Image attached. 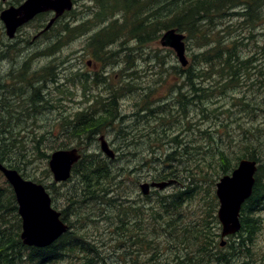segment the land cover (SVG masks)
Here are the masks:
<instances>
[{
  "label": "trees",
  "instance_id": "16d2710c",
  "mask_svg": "<svg viewBox=\"0 0 264 264\" xmlns=\"http://www.w3.org/2000/svg\"><path fill=\"white\" fill-rule=\"evenodd\" d=\"M96 1L102 12L97 18L77 27L65 25L67 43L106 25L89 35L86 47L103 66L124 64L129 73L123 70L121 74L129 80L121 83L108 78V83L91 72L74 71L72 79L77 76L84 91L100 89L105 94L82 111L60 117L58 131L37 129L45 109L59 108L52 99L36 95L37 90L45 92L43 84L35 89L27 108L6 107L8 118H25L30 131L19 141V133L4 126L3 133L13 140L16 137L11 146L0 139V162L5 166L23 172L35 160L48 163L55 151L74 148L82 158L66 183L45 186L53 199L60 196L63 200L61 217L69 225V231L46 248L22 243L15 194L10 186L0 188V264H114L112 260L117 264H254L260 256L256 239L261 221L252 213L264 204V0ZM232 17L237 19L235 25L225 21ZM171 30L186 36L192 51L186 67L166 47L145 51ZM109 45L122 49L109 50ZM166 51L171 58L162 53ZM138 58L155 69L150 76L153 84L146 87L131 80L140 79L134 67ZM51 67L54 69L53 62ZM14 85L12 91L22 89ZM122 98L134 101L130 119L134 113L145 115L146 125L130 122L126 129L121 127L118 121L124 123L129 117L120 108ZM109 131L132 135L129 144L135 148L136 139L145 135L142 148L146 147V153L138 164L140 170L132 171L136 174H130L117 155L110 159L96 151L87 152ZM239 134L242 139L237 141ZM231 141L237 148L227 147ZM124 146L128 152L134 148ZM243 159L258 164L253 194L242 207L241 230L221 247L216 186ZM143 171L149 173L147 179L140 178ZM43 173L50 175L49 169ZM128 179H133L129 188ZM31 180L41 183L35 177ZM145 183L168 186L152 189L145 196L141 192ZM134 188L135 199L129 195ZM87 209L90 217L84 219L80 213ZM94 209L98 213H91ZM105 221L109 239H103V233L96 240L88 232L80 233L88 225L98 227L99 232ZM104 246L113 250L112 259L105 255ZM180 246L186 255H181Z\"/></svg>",
  "mask_w": 264,
  "mask_h": 264
},
{
  "label": "rangeland",
  "instance_id": "374dc122",
  "mask_svg": "<svg viewBox=\"0 0 264 264\" xmlns=\"http://www.w3.org/2000/svg\"><path fill=\"white\" fill-rule=\"evenodd\" d=\"M25 1L26 0H5V1L0 0V15H1L2 11H4L5 9L10 8L12 6L13 7H19ZM99 10H100L99 5H97L96 0H75L74 9L70 13H68V15L66 16L65 25L73 23V25H75V27H77V26L81 25L84 21L91 20L93 18H97V14H99V12H100ZM100 13H102V12H100ZM52 19L47 18V16H44L41 19L36 17L32 21H30L29 23L22 26L21 27L22 29L20 28V30L18 31V34H21L20 36H22V38L20 39V43L21 42L22 43L21 44L18 43L19 44L18 50H19V52H21V50L24 48L25 49L30 48L31 51L23 52L22 53V54H24L23 57L21 56V54H19L18 60L15 61V63H17V65H20V63H21L20 60H22L23 61L22 63H24V60L27 59L26 55H29V53L34 54V53H37L38 51L41 52V50L43 51L45 49H48L46 51V53L50 54L49 58L46 55L44 57L38 58L39 60H37V61L36 60H32V62L29 61V63H31V65H32L33 71H32V74L27 76V77H31V79H32V80H30L31 83L32 82H34V83L38 82L39 78L47 80V82L41 83L44 85V87L46 86L44 91L45 90H47V91L45 93H49V96H46L43 93L45 98L49 99V101L52 99L53 102L55 103L56 107L59 106L60 109L62 108L61 111L59 110V108L54 109V110L45 109L43 111V113L44 112L45 113H44V115L41 116V118H40L41 123L40 124L38 123L37 129L38 130H46V131H50L52 127L55 128L56 131H58V129H59L58 126L60 125V117L66 115L67 113L70 115L71 113L76 114V113L82 111L84 106H86V105L89 106L90 104L94 103L95 97H98L100 95L105 94L100 89H91V90H89V92L84 91L81 88V84H80L77 76H76L75 80L72 79L71 74H73L74 71L75 72L77 71V74L78 73L82 74V73L91 72L96 77H98V76L103 77L108 83H109L108 78H110L111 80H117V81L120 79L121 83L124 81L127 82L129 80V77L122 76V74H121L122 73L121 71H123V70L125 71V73H129V70L127 67H126V69H124V64L119 65V63H118V65H115V66H111V65L103 66L101 63H97L92 58L88 48L86 47L87 45L85 44V40L88 39L89 35H92L93 33L97 32L98 30L105 28L106 25H104V26L99 25L98 28L96 27L88 35L83 36V38L81 37V38H77L74 40L70 39V42H68L69 44L67 43V36H66V34H64V37L63 38L61 37L63 42H61L62 43V50L60 53V59H62V60H59V58H58L59 56L58 57L52 56L51 49L48 46L49 43L51 44L52 40L41 41V42H38L36 45L33 46V44L37 42L36 41L37 39H35V37H36L37 33L40 31L39 26H41L42 23L49 24V22ZM236 20H237L236 17H232V18L226 19L225 21L229 22V24L232 23V25L233 24L235 25ZM105 21H107V20L105 19ZM0 22L2 23V24H0V43L1 42L14 43L15 41H9V40H14L18 34L13 39H10L6 34L5 25L1 19H0ZM101 23L104 24L106 22H101ZM65 25H64V27H65ZM54 27H55L54 30H56V32L51 33L50 38H53V40L57 39V41H58L59 37H56L55 34L57 33V35H58V33L60 32V29L62 28V21L56 20L54 22ZM217 28L221 29L222 27L217 26ZM166 33H164V35ZM62 34H61V36H62ZM164 35H163V37H164ZM163 37L160 38L158 41H156L154 43H150L149 45H147L148 49L145 48V51L154 50V49H157V50L163 49V46L161 43ZM186 46H187V44H186ZM252 47H254V46H252ZM107 48L109 50L115 49L116 51H120L122 49V48H119V45H118V47H113V46L109 45V47H107ZM56 49L58 50V47ZM166 49L172 50L168 47H166ZM167 52H169V51L162 52V53L171 58L172 55H168ZM16 53H18V52H16ZM32 54H30L29 56H32ZM69 54L71 55L69 57V59H67L69 62H65L66 56H68ZM174 54H175V52H174ZM191 54H192V51L188 50V47H187L186 55H187L188 60H189V57L191 56ZM121 55L122 54H119L118 57L120 58ZM133 55L137 56L136 54H133ZM174 58L178 60L176 54L174 55ZM12 59H14V57H12ZM63 59H64V62H62ZM52 62L54 65V69H52V67H51ZM61 66H62V69H60ZM134 67L138 71V76H140V79L131 78V80H133L134 82L139 81L138 83L141 87H146V85L148 83L153 84V82L150 80V76L155 73V69L149 67L147 61H145L144 59L140 60L138 58L135 60V66ZM18 74L17 75L19 77L21 74V71ZM52 75L56 76V81H58V83L51 81V79L53 78ZM76 80H78V82H76ZM74 81L76 82V84ZM13 84H15L14 86L17 88H21V87L24 88V87H28L31 85L30 82H29V84H26V82L23 83V82H20V80H15V81L11 80V83L8 85L5 84V87L9 88ZM99 86L98 87L93 86V87L99 88ZM17 92H22V94L25 92V94L27 93L26 95H29V97H27V98L31 97V94L27 91L26 88H24V90L18 89ZM14 93H16V92H14ZM164 93H165L164 90L161 91L160 94L157 95V97L160 98L161 96L164 95ZM22 94H19V95L22 96ZM10 95L11 94H8L7 90H4V92L0 91V139H5L4 141L7 142L6 145H8V146H11L12 143L15 142L16 137L13 140L12 138H9L12 135L10 136V134H9V136H7V133L5 134V133H3V131H5L6 129L8 131L9 129L11 130L13 128L15 134L19 133V141H24V138L26 137V133H28L30 131V128H29V130H26L27 126L24 123V121H26L25 118L19 117V119H18L17 117H14V120H13V117L10 119L8 118V116L5 112L6 107H8V106L6 105L4 98L6 100H8ZM88 98H90L91 101H88L89 100ZM133 103H134V101H132L131 98L130 99L129 98H122L120 100L121 110L125 113H128V115H129V117L125 118L124 123L118 121L119 123L122 124L121 127L123 129H126V127L130 126L131 125L130 122H133L136 125H138V126L140 125L142 127L147 124V122H146L147 117L145 115H141V114L137 115V113H134V118L130 119L132 117L131 113H132V109H133ZM17 105L18 106L23 105L22 107L26 108L22 99H18L17 103H16V101L14 103H11V105L9 107L11 109H15V108H17ZM20 122H21V124L19 125ZM118 122H116L114 125L118 124ZM4 126L6 127V129H4ZM41 134H45V132H42ZM126 134H127V132H126ZM239 136L241 138L236 136L237 141L242 139V135L239 134ZM20 137H22V139H20ZM101 138H104L105 141H107L110 149L115 153V155L117 154V159L123 163L124 168L126 167L125 169H128L129 171H131L130 174H136V173L132 172L133 169H135V168L138 169V171L140 170V167L138 164L140 162H142V157H144L143 155H144V153H146V147L142 148L143 142L145 140L144 134L139 136L136 139V142H137L136 148H135L134 144H129L132 141L131 140L132 135L127 134L125 137V136H122V134H120V133L116 134V133H113L112 131H109V133L106 134L105 136L102 135L101 137H99L98 143L94 144L91 148H89L87 152L92 153V152L96 151V152H99L100 154L102 153L107 158V156L101 150V142H100ZM46 141L48 143H50L51 139L47 138ZM52 141H53V139H52ZM197 142H199V141H197ZM17 143L18 142H16L13 146H15ZM23 143H25V142H23ZM235 143L236 142L231 141L230 143H227V147L230 146L231 148H237ZM29 144H30V142H29ZM200 144H202V143L200 142ZM48 145H50V144H48ZM124 145H126L128 147L132 146L134 148L132 150L129 148V152H128ZM83 151H85L84 148H83ZM79 152H80V150H79ZM128 158L131 160L127 161ZM114 165L116 168L119 166L118 164H114ZM45 169H49V171H50L49 161H48V163L47 162L42 163L39 160L38 161L35 160L33 162V164H31L29 166H24L23 172H20V171H18V172L22 176H23V173H25L27 176H29V177L23 176L27 180H31L34 177L39 179L38 181H41L40 184H42L44 186H47L48 184H53V183L58 187L61 186L62 183H56L54 181L53 174L51 171H50V175H46L43 173L45 171ZM140 173H141L140 178H142V179L148 178L147 177V175L149 174L148 172L143 171ZM127 174H129V173H127ZM64 183H66V182H64ZM149 183H151V182H149ZM125 184L128 186V188L133 186V179H128ZM8 186H10L9 183L7 182L5 177L0 173V188L1 189L7 188ZM72 186H75V185L73 184ZM48 192H49L51 199H52V207L56 211L61 213V211L63 210V207H64V205L62 203L63 200L60 198V196H57V199H53L49 190H48ZM134 192H135V188L133 191H131L129 193V195L133 194L132 198L135 199L137 195L134 194ZM66 193H67V191H66ZM263 207H264V204H263V206L257 208V209H259L258 211H255L252 213V214H255V216L253 215L254 217H258L261 221V230H260V232L257 236V239H256V245H257L256 251H258L260 256H258V258L254 264H264V260H263V258H264V208ZM91 213H98V211L96 209H94L93 211H91ZM80 214H81L80 216H82L85 219V217L88 214H90V210H88V209L84 210ZM110 215L111 216L113 215L112 211H110ZM69 217L70 218H68V220L73 221L72 217L71 216H69ZM74 222L75 221H73V223ZM66 225H68V224L66 223ZM108 227H109V223H108V221H105V222L100 223L99 232L97 231L98 227L88 225L87 230H82L80 233L84 234V233L88 232L91 235H94L95 240L98 239V237L101 233H103V239L104 238L109 239ZM21 233H22V227H21ZM99 246H102V245H99ZM103 249H106L105 255L108 256L109 259H112L114 257L115 254H114L113 250L110 249L109 246H104ZM179 251H180L181 255L187 254L186 251L184 250L183 246H180ZM112 262L114 264H117V262L115 260H112Z\"/></svg>",
  "mask_w": 264,
  "mask_h": 264
},
{
  "label": "water",
  "instance_id": "95a60500",
  "mask_svg": "<svg viewBox=\"0 0 264 264\" xmlns=\"http://www.w3.org/2000/svg\"><path fill=\"white\" fill-rule=\"evenodd\" d=\"M72 9L73 0H26L19 7L12 6L5 9L0 19L5 25L7 36L13 39L18 30L36 16L46 12L56 14L48 24L46 28L48 30L57 18ZM185 40L184 34L171 30L164 35L161 42L163 47L175 52L183 67L189 63ZM101 150L110 159L116 156L104 138H101ZM81 158L82 154L75 148L52 153L49 168L54 181L67 182L72 176L74 166ZM257 170L256 161L243 159L230 175L224 176L217 183L216 195L220 204L218 219L222 226V246L225 245L224 240L228 236L236 235L241 230L240 213L243 205L253 194ZM0 172L14 191L18 213L22 220L20 238L25 246L46 248L69 231V226L61 219V213L52 207L51 196L44 185L25 179L17 170L10 169L1 162ZM167 186V183H145L141 185V192L148 196L152 189L163 190Z\"/></svg>",
  "mask_w": 264,
  "mask_h": 264
},
{
  "label": "flooded vegetation",
  "instance_id": "af4514ba",
  "mask_svg": "<svg viewBox=\"0 0 264 264\" xmlns=\"http://www.w3.org/2000/svg\"><path fill=\"white\" fill-rule=\"evenodd\" d=\"M73 4L75 5V0H73ZM55 15L56 14L54 12H46V13L40 14L37 17L39 19H41L42 17L47 16V18L52 19L53 17L55 18ZM67 15H68V13H65L61 17L57 18V20L62 21V28L60 29V32H59V35H58V37H59V40L58 41H60L59 42V45H58V50L56 49V46H57V43H58L57 39L56 40H53V38H50L51 33H55L56 32V30H54L55 27L53 25L52 28L46 30V27H47L48 24H45V23H42L41 26H39L40 31L37 33V35L35 37V39H37L36 40L37 42L34 43L33 46L36 45L38 42H41V41H45V40L46 41H49V40H52L51 44L49 43V45H48L50 47L51 51L53 52V55L52 56L53 57H58L59 56L58 58H60V53H61V50H62V43L61 42H63L62 41V38L64 37V34H65L64 25H65V20H66V16ZM0 24H2V23L0 22ZM61 34H62V36H61ZM20 35L21 34H18L14 40H9V41H15L14 43H8V42L7 43H4V42H1L0 43V91L1 92H4V90H7L8 94H11L10 97L8 98V100H6L4 98L5 103H6V105L8 107L11 105V103H14L15 101L17 103V100L18 99H22L23 102H24V104L25 105H28V102L30 103V101L33 100L34 93H35V89L36 88L37 89H41V83L42 82H47V80L40 79L39 78V81L38 82H36V83L32 82L33 83L32 84L31 81H30V80H32L31 77H27V76L30 75V74H32V71H33L32 65H31V63H29V61H31V62H32V60H36L37 61V60H39L38 58L44 57L46 55L49 58V55L50 54L49 53L48 54L46 53V51L48 49H45L43 51L41 50V52L38 51L37 53H34V54L29 53V55L32 54V56L26 55L27 56V59L24 60V63H22L23 61L20 60V62H21L20 65H17V63H15V61L18 60V58H19V54H21V56L23 57V55H24V54H22L23 52H26V51L29 52V51H31L30 48H26V49L24 48V49L21 50V52H19V50H18L19 44L18 43H20V39L22 38V36H20ZM55 36L57 37V33L55 34ZM16 52H18V53H16ZM12 57H14L15 60L12 59ZM60 69H62V66H61ZM20 71H21V74L18 77V75H19L18 73ZM11 80H14V81L15 80H20V82H23V83L26 82V84H29V82H30L31 85L28 86V87H24V88H26L27 91L31 94V97L30 98H27V97H29V95H26L27 93L24 94L25 92L23 94H22V92H16V93H14L11 90V88H10L12 85L9 88L8 87L7 88L4 87L5 84H7V85L10 84L11 83ZM52 80H53V82L58 83V81H56V76L55 75H53V78L51 79V81ZM24 88L22 87V89H20V90H24ZM45 88H46V86L44 87V89ZM46 91L47 90H45V92ZM37 92L38 93L36 95L39 96V97H42V95H44V94L46 96H49V93H45L44 92V94H43V91L42 90H41V92H40V90H37ZM18 94H22V96L21 95H18ZM31 103H32V101H31ZM32 107H33V105H31V108L29 106L30 109H32ZM33 109H34V107H33Z\"/></svg>",
  "mask_w": 264,
  "mask_h": 264
},
{
  "label": "bare ground",
  "instance_id": "6f19581e",
  "mask_svg": "<svg viewBox=\"0 0 264 264\" xmlns=\"http://www.w3.org/2000/svg\"><path fill=\"white\" fill-rule=\"evenodd\" d=\"M116 155H117V154H116ZM159 159H160V158H159ZM112 179H113V178H112ZM240 224H241V220H240ZM241 227H242V226H241ZM236 235H237V234H236ZM236 235H230V236H228V237L224 240V241L226 242L225 245L227 244V240H229L230 237H234V236H236ZM225 245H224V246L221 245V247H225Z\"/></svg>",
  "mask_w": 264,
  "mask_h": 264
}]
</instances>
